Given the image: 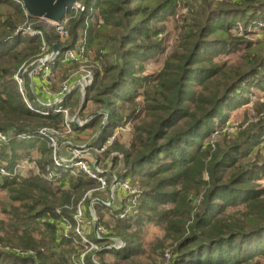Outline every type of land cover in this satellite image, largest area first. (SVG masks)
<instances>
[{"label":"trees","instance_id":"16d2710c","mask_svg":"<svg viewBox=\"0 0 264 264\" xmlns=\"http://www.w3.org/2000/svg\"><path fill=\"white\" fill-rule=\"evenodd\" d=\"M78 1L87 10L98 8L89 23L85 52L92 51L100 65L93 69L79 115L93 105L84 117L98 115L86 127L98 129L104 115H109L100 132L101 143L115 129L142 116L133 126L129 147L118 148L121 169L112 170L119 178L137 183V210L119 219L117 212L95 206L100 222L107 214L115 220L112 234L125 243L121 250L97 252L98 263L106 264L104 258L112 257L114 262L107 264H128L145 255L138 264H161L168 254V264H264V187L255 182L264 166L250 163L246 154L251 150H244L248 144L257 147L264 141V108L258 111L257 121L240 127L243 131L235 141L225 133L214 139L211 128L218 116L225 121V109L246 101L248 96L243 94L250 93V87L264 92V41L253 45L230 34L237 24L245 31L249 27L264 30V0H227L229 5L214 9V0H186L188 9H193L191 18H186L191 20L188 32L153 75H144L143 64L163 51L156 38L161 33L156 22L163 13L173 14L177 0ZM2 6L8 14L0 12V132L6 136V141H0V189L6 191L10 206L0 208V264H73L80 254V240L61 238L56 223L62 218L72 223L73 209L95 183L75 171L59 172L57 181L67 185L64 189L44 179L52 150L36 131L61 129L65 117L32 112L18 93L12 75L24 61L38 55L42 41L15 35L26 18L20 4L0 0V10ZM87 15V11L68 12L69 36L63 42L53 29L50 34L43 32L50 49L56 45L60 51L52 76L59 72L65 80L72 73L67 68L75 65L63 62L64 53L77 47ZM216 32L220 40H206ZM240 50L242 69L235 70L217 57ZM26 91L36 108L47 109L34 102L27 83ZM79 95L75 88L65 97L63 107L68 113L78 106ZM32 151L38 152L34 162L38 173L14 172L21 158ZM109 153L104 152L102 162ZM115 158L119 159L109 158L113 169L119 163ZM150 224L161 226L163 237L149 243L146 253L139 233ZM4 248L36 255L20 258Z\"/></svg>","mask_w":264,"mask_h":264},{"label":"built area","instance_id":"2783aa9c","mask_svg":"<svg viewBox=\"0 0 264 264\" xmlns=\"http://www.w3.org/2000/svg\"><path fill=\"white\" fill-rule=\"evenodd\" d=\"M13 1L20 4L19 0ZM69 11H74L75 15L87 11L88 15L85 18V28L78 40L77 47L74 49H69L64 53L63 62L66 64L87 63L89 61V55L85 52L87 33L91 18L97 14L98 8L91 7L87 10L77 0V2ZM68 12L65 14L60 23L56 24L53 22H48L53 28L54 33L58 36V39L62 42L65 41L69 36L67 29V24L69 21V18L67 17ZM25 17L28 19L26 14ZM261 27H264V24H262ZM17 34H26V36L30 38H41L42 41L38 55L29 62L23 63L12 76V81L16 86L18 93L22 97L26 107L32 112L42 114L44 116L49 115V113H62L64 117L67 118V109H64L63 107L65 97L75 88L79 89L80 94L85 92L86 88L93 81V68L83 71L81 74L75 73L71 76L69 75L68 78L62 81L55 93L50 92L51 90H49L48 86L52 78V68L55 65V61L58 58L60 51L54 53L53 48L50 49L48 44H46L43 39V31L38 28H33L30 26L22 30L17 28L15 35ZM25 80L28 82L30 91H32L34 94V102L42 108H47L46 110H40L36 108L33 105V102L27 99ZM36 81L39 83L37 86H39L42 92L49 96L48 98H50V100L48 102H43L37 98L38 95L34 90V87H36ZM75 119V115H73V118L68 121L66 119L67 122H64L61 129H37V134L49 141L50 148L52 150V164L45 168V173L43 176L46 181L51 182L53 185L61 188L60 186H62L64 183L62 184V181H57L59 178V172L62 171L63 173H73V171L80 169L84 175H86L95 183L94 188L87 190L83 198L73 209L71 215L72 223L68 219L62 218L56 223V225L61 238H78L80 240V254L77 255V257L73 260V264H99L96 258L97 252L104 250H121L124 248L125 243L120 238L115 237L109 228L102 225L99 219L94 216L92 211L90 212V217L86 216L87 210L83 205L84 201L91 198V201L95 206L100 205L107 210L117 212V217L119 219H123L126 216L133 215L136 212L140 199V192L137 190V188L131 185L129 179L119 178L118 175L113 171L110 172L109 168L110 165H112L111 162H101L97 155L91 154V148L87 145L69 149L67 156L62 154V150H60V148H66V143H69L68 139H70L73 134L72 124L74 123V125H76ZM88 121L90 120L86 119V122ZM120 130H122L121 127L115 129L114 135L111 139H114ZM0 141H6L5 134L0 133ZM107 142L110 143V140H107ZM68 146L69 144L67 147ZM94 149L98 151L96 154L103 152V144L99 148ZM87 164L91 165L90 170L87 168ZM25 165L26 163L22 162L21 164L16 165L13 171L18 173L20 169H24ZM1 172L4 173L3 171ZM103 195H105V200L100 199V197ZM56 212L58 214L60 213L59 210ZM90 236H92L97 241H100L102 245L100 246L99 244L95 243L90 239ZM5 250L20 258H31L35 257L36 255L33 251H23L21 249L6 248ZM41 252H43V249ZM88 255L89 261L86 260ZM169 257L170 256L168 254H165V258Z\"/></svg>","mask_w":264,"mask_h":264},{"label":"rangeland","instance_id":"374dc122","mask_svg":"<svg viewBox=\"0 0 264 264\" xmlns=\"http://www.w3.org/2000/svg\"><path fill=\"white\" fill-rule=\"evenodd\" d=\"M80 3H82V1H80ZM220 4H222V6H226V5H229L230 3L227 0H214V2H212L211 8L214 9L215 7L221 6ZM187 5H188V2L186 0H177L176 1V7L174 8L175 10H174L173 14L171 13V11H168L166 13H163V18L157 20L156 27L161 28V33L158 36H156V38L158 41L162 42L163 51H162V53L155 54L151 58L144 61V64H143L144 75H153L154 73L159 71L160 68L163 66L164 61L167 59V56L171 54V52L175 49V47H177L176 46L177 44H181V42H182L181 38L187 34V32H188L187 26H190V24H191V20L190 21H188V20H189V18H191L190 12L193 9H191L190 7L188 9ZM195 10H196V6L194 7V11ZM7 11H8V8L6 6H2V8L0 10V12H2V15L8 14ZM24 16H25V14H24ZM28 26L33 27V28H38V29L42 30L45 34L52 33V29H53L51 27V25L43 19H39L38 21H30L29 18L28 19L25 18V20L18 26V29L22 30ZM244 31L245 30L243 29V27L241 25L237 24V26H234L232 29H230V34L232 36L240 35L243 38H245L246 40H248L250 43H252L253 45L258 43V42L264 41V30H262L260 28L249 27V28H247V30L245 32ZM218 35H219V32H216L213 35L209 36L206 40L209 42L218 41V40H220ZM22 36L27 37L26 34H24ZM241 52H242V50H240L239 52H237L235 54H231L228 56H226V55L220 56L219 55L217 57H220V58L224 59L226 62L231 63L233 65V68H236L235 70H237V68L242 69L241 66L243 65L244 61L243 60L241 61V59L239 58V54ZM25 62H27V60L24 61L23 63H25ZM71 64L75 65V67L73 66V67L67 68V69H73L74 70V71L71 70L72 73L70 74V76L72 74H75V73L81 74L83 71H87L91 68L95 69V68L100 66L99 63L94 58V53L92 51H91V54H89V61L87 63H81V64L70 63L68 65H71ZM53 77H55V78L54 79L52 78L53 80L51 79L52 81L50 82L49 86H51L52 88L55 87L54 88V90H55L60 86V84L62 83L61 81L64 79H63V75L62 74L60 75L59 72H57V74H55ZM61 77H62V80H61ZM25 82L28 85L27 80H25ZM38 84L39 83L36 82V86ZM57 84H58V86H57ZM56 86H57V88H56ZM35 88L36 87H34V90L37 93V90ZM250 88H251V91H250V93H248L249 95L243 94V96H248V97L246 98V101L242 102V104L239 105V107L231 108V109H225V111H226L225 121L222 122L221 121L222 117H219V116L216 119H214L213 123L211 124V128L213 129L212 137L214 139L217 136H221L223 133H225V134H227L228 138H231L235 141L237 133H239V132L241 133L243 131V129L240 127H244L246 124H248V122L258 120L257 113H258V111L260 112V110L264 108V92L260 88H256V87H250ZM37 95H38V93H37ZM81 95H79L78 106L73 109V112L70 109V112L68 113L67 118L64 119V122L66 121V119L68 121L71 118H73V115H75L76 116L75 122H76V125H78L79 127H77L78 128L77 130H74L72 128L73 134L70 137V139H68L69 143H66V148L63 146L65 149L60 148V150H64L63 152L67 153L68 150L73 149V147L77 148V147H81L83 145H87L91 148V151H90L91 154L97 155L96 153L98 151L95 150L94 147H98V146H101L103 144V150L104 151L99 152V155H97V156H99V158L101 159V158H103L104 152L109 151L110 153L108 155V158L105 160V162L106 161L110 162L109 158L118 157L119 159H116V158L115 159L119 163L116 162L117 164H115L116 166L114 165V169H113L112 165H110V168H109L110 172H112V170H113L114 172L118 173L119 169H121L120 168L121 162L123 161L121 158L122 154H121V152H118L119 151L118 148L123 147V149L126 150L129 147L130 142L134 137L133 126L134 125L136 126L139 124V121L142 118V116L138 119H135L134 122H131L130 125H125V126L121 127L122 130L119 131V133L114 137V139H111V138L113 137L115 131H113L111 134L107 135L104 142H102V144H101V141H99L96 137L97 133H98V128L97 127H92V128L86 127V124L88 123V122H86V119L89 116H87V117H84V116L89 112V110H91L90 108H93V105L88 104L85 111H84L85 115H83V116L79 115V108H80V106H82V103H83L82 99H84L85 92H84L83 98H81ZM37 98L43 102H48L47 100H43L42 97L39 95L37 96ZM141 100H142V97L140 98V101ZM259 116H260V114H259ZM42 128H45V127H42ZM1 134H3V133H1ZM107 140H110V143H108ZM219 143H220V145L223 146V139L221 137L219 138ZM68 144H69V146L67 147ZM246 149L251 150V151H249L248 154H246V157H247V159L250 160V163L255 164L257 167H261V166L263 167L264 166V141L262 143H260L257 147H253L251 144H248L244 148V150H246ZM36 155L38 156V152L32 151L28 155L24 156V158H21V161H19V163L20 162L26 163V165L24 166V169L22 168V170L21 169L20 170L22 172H24L25 175H27V176L28 175L30 176V174L34 175V174L38 173L37 167L33 163L36 161L35 160ZM30 160H33V161H30ZM113 161L115 162V160H113ZM87 168L90 170L91 165L87 164ZM20 170H19V172H20ZM78 172L84 174L80 169L76 170L74 173H78ZM256 175H257V180L255 182L260 187H264V170L262 169L260 171H257ZM131 185L138 189V185L134 180L131 181ZM86 191H87V189H86ZM85 192L82 194L80 200L83 198ZM100 199L105 200V195L101 196ZM91 200H92L91 198L86 199L83 203L85 209L87 210L86 216L90 217V212L92 211L94 213V216L97 219H100V217L96 213V207L92 203ZM2 204L9 205L10 203H9L7 195H6V191H2L0 189V208H1ZM9 206L6 209H9ZM88 208L90 211L88 210ZM1 216H3V215L1 214ZM0 218H2V217H0ZM101 222H102V225L109 228L111 230V232H113V230L115 229V220H113V218H110V216L108 214L103 216V219L101 220ZM139 237L141 238V241L144 244L143 248H144L145 252L147 253L148 249H149V247H148L149 243H152L157 239H162V237H163L162 228H161V226H158L156 224H154V225L150 224L148 226H145L144 228H141L140 233H139ZM168 245L170 246V243H168ZM5 249L6 248H4V250ZM71 253H70V255H71ZM67 257H68V255H67ZM143 257H145V255L142 256V258L138 257L137 258L138 260H134L132 263H128V264H138L141 260H143ZM262 259H263L262 261L264 262V258H262ZM104 261L109 263V262H114V259H112V257H105ZM169 262H170V257L165 258L164 262L161 264H168Z\"/></svg>","mask_w":264,"mask_h":264},{"label":"water","instance_id":"95a60500","mask_svg":"<svg viewBox=\"0 0 264 264\" xmlns=\"http://www.w3.org/2000/svg\"><path fill=\"white\" fill-rule=\"evenodd\" d=\"M20 4L28 18H39L47 22L60 23L65 14L73 7L77 0H19ZM53 52H59L58 47L53 46ZM81 95V94H80ZM82 93L81 98H83ZM84 101V99H82ZM98 113L89 115L87 120L97 116ZM109 115L105 114L100 124L98 134L108 122ZM75 127H79L75 125Z\"/></svg>","mask_w":264,"mask_h":264},{"label":"crops","instance_id":"0c3cea01","mask_svg":"<svg viewBox=\"0 0 264 264\" xmlns=\"http://www.w3.org/2000/svg\"><path fill=\"white\" fill-rule=\"evenodd\" d=\"M68 64H70V63H67L66 65H68ZM55 74H57V72H56ZM52 78L54 79L55 77L52 76ZM52 78H51V79H52ZM53 79H52V80H53ZM52 80H50V82H51ZM36 82H37V81H36ZM36 82H35V83H36ZM57 86H58V84H57ZM57 86H56V88H57ZM48 88H49V90H51L50 92L55 93V92L58 90L59 87H58L57 89H55V90H54L55 87H54V88H52V87L50 88V86H48ZM35 89L37 90L38 95L41 96L43 100H47V101L50 100V98H48L49 96L46 95V94H44V93L42 92V90L39 88V86H36ZM47 98H48V99H47ZM98 131H99V129H98ZM99 136H100V133H99V134L97 133V136H96V137H97V139L100 141V137H99ZM101 144H102V143H101ZM99 147H100V146H98V147H94V148H99ZM63 151H64V150H62V154L65 155V156H67V153H66V152H63ZM97 155H99V154H97ZM98 159L101 160V162H102V158L100 159L99 156H98ZM66 186H67V185L63 184V185L60 186V187H61L62 189H64V188H66Z\"/></svg>","mask_w":264,"mask_h":264}]
</instances>
